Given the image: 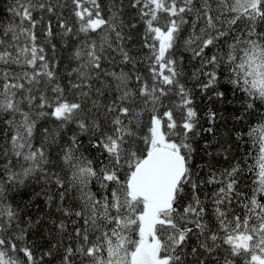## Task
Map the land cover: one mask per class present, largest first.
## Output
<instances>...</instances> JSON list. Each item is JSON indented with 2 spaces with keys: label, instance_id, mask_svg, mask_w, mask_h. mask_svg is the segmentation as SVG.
<instances>
[{
  "label": "snow or ice",
  "instance_id": "snow-or-ice-1",
  "mask_svg": "<svg viewBox=\"0 0 264 264\" xmlns=\"http://www.w3.org/2000/svg\"><path fill=\"white\" fill-rule=\"evenodd\" d=\"M0 264H264V0H9Z\"/></svg>",
  "mask_w": 264,
  "mask_h": 264
},
{
  "label": "trees",
  "instance_id": "trees-1",
  "mask_svg": "<svg viewBox=\"0 0 264 264\" xmlns=\"http://www.w3.org/2000/svg\"><path fill=\"white\" fill-rule=\"evenodd\" d=\"M9 0H0V15L6 16V9L8 7ZM244 146L241 145L240 153L243 154Z\"/></svg>",
  "mask_w": 264,
  "mask_h": 264
}]
</instances>
